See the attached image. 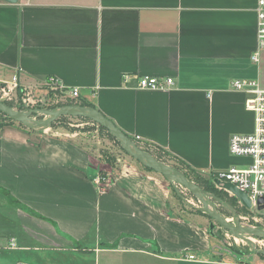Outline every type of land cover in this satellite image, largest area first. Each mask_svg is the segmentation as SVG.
Masks as SVG:
<instances>
[{
    "label": "crops",
    "instance_id": "obj_1",
    "mask_svg": "<svg viewBox=\"0 0 264 264\" xmlns=\"http://www.w3.org/2000/svg\"><path fill=\"white\" fill-rule=\"evenodd\" d=\"M259 2L0 1V82L50 88L55 78L66 93L77 88L73 103L92 104L128 137L215 180L250 163L229 151L233 135L255 128L246 95L231 81L264 89V51L252 59ZM142 77L173 78L175 85L142 90ZM32 131L0 130V252L104 254L105 264L106 255L139 264L211 261L203 258L210 257L204 230L175 218L170 191L154 173L100 169L82 146ZM102 171L106 183L98 180ZM24 257V264H41Z\"/></svg>",
    "mask_w": 264,
    "mask_h": 264
},
{
    "label": "rangeland",
    "instance_id": "obj_2",
    "mask_svg": "<svg viewBox=\"0 0 264 264\" xmlns=\"http://www.w3.org/2000/svg\"><path fill=\"white\" fill-rule=\"evenodd\" d=\"M0 102L5 103L16 111L23 112L35 109L58 110L66 106L78 105L73 103L71 98L59 89L39 85L26 87L19 84L14 87L9 82H0ZM4 118L6 117L0 113V127L8 123ZM34 119L42 120L44 116H35ZM15 123L13 125L19 126L18 122ZM42 131H48L50 135L73 141L87 149L92 153L95 163L100 169L111 168L112 171L118 173L126 166H129L144 172L154 173L156 177L164 181L170 191L169 204L175 218H183L204 230L206 246L209 250L206 254L210 257L206 258L205 256L203 258L211 261L201 264H218L217 262H221L220 264H264V240L252 238L255 244L254 249L251 244L235 238L231 233L224 231L219 226H216L212 236L209 232V226L213 223V220L200 210L202 207L201 203L187 189L166 180L162 175L154 171L148 170L132 158L107 130L96 123L80 117H64L49 128L39 130V132ZM132 140L142 150L148 152L156 159L185 174L190 181L194 182L207 194L210 204L230 223L264 230V212L246 210L230 193L225 190L227 194L218 193V190L215 191V188L212 187V182L209 179L190 172L179 161L172 159L168 153L150 145L138 143L135 139ZM99 176L108 180L104 172L99 173ZM219 188L217 186V189ZM4 255L15 259V264H24L20 252H0V256ZM22 255L25 256L26 261L41 264H105L104 254H100V260L92 259L91 257L83 258L81 257L82 254L74 255V253H67V251L58 254V252L37 250L23 252ZM189 261L200 262L196 259ZM11 263L12 261L9 259V264ZM106 264H139V261H130L121 255H106Z\"/></svg>",
    "mask_w": 264,
    "mask_h": 264
},
{
    "label": "water",
    "instance_id": "obj_3",
    "mask_svg": "<svg viewBox=\"0 0 264 264\" xmlns=\"http://www.w3.org/2000/svg\"><path fill=\"white\" fill-rule=\"evenodd\" d=\"M9 5H15L19 0H0ZM0 112L12 121L24 125L30 130L39 131L49 128L56 121L64 117H80L88 119L107 130L122 148L144 167L162 175L166 180L179 184L187 189L202 205L200 210L206 213L213 223L209 226V232L213 236L216 226L229 232L237 239L243 240L253 246L252 238L264 240V230L257 227L233 225L210 204L207 194L194 182L190 181L185 174L177 169L161 162L148 152L142 150L130 137L123 133L112 121L94 107L70 105L58 110L35 109L28 112L16 111L3 102H0ZM35 116H44V119H34ZM215 184L230 193L248 211L252 210V202L247 193L237 189L231 183H223L215 180ZM258 210L264 211V198L258 201Z\"/></svg>",
    "mask_w": 264,
    "mask_h": 264
},
{
    "label": "built area",
    "instance_id": "obj_4",
    "mask_svg": "<svg viewBox=\"0 0 264 264\" xmlns=\"http://www.w3.org/2000/svg\"><path fill=\"white\" fill-rule=\"evenodd\" d=\"M257 40L258 51L253 56L257 61L259 52L264 51V0H260L257 12ZM129 81V76H124V82ZM17 86L16 78L10 83ZM53 88L59 89L71 99H78L80 91L77 88L66 90L61 86L60 81L55 78L50 79ZM175 85L173 78L142 77L138 81V88L142 90L168 91ZM233 91L246 95L245 108L252 112L255 117V128L251 134L233 135L229 142L230 154L234 157L249 159L250 163L244 168L232 167L219 173L217 180L223 183H231L237 189L247 193L252 202V210H258V201L264 198V89L257 81L235 79L231 81ZM100 182L106 183L107 178L98 176ZM264 212V211H259ZM12 246H14L12 244ZM195 260L194 255L188 257Z\"/></svg>",
    "mask_w": 264,
    "mask_h": 264
},
{
    "label": "trees",
    "instance_id": "obj_5",
    "mask_svg": "<svg viewBox=\"0 0 264 264\" xmlns=\"http://www.w3.org/2000/svg\"><path fill=\"white\" fill-rule=\"evenodd\" d=\"M78 105H81V106H84V107H93V105L92 104H90V103H86V102H81V101H79V103H77ZM1 113V112H0ZM1 114H3V113H1ZM4 115V114H3ZM5 116V115H4ZM6 118H4L6 121H8V123H7V125H4V126H2V127H0V130L1 129H3L4 127H6V126H10V125H13V124H16L14 121H12L11 119H9L7 116H5ZM19 127H21V128H23V129H28V128H26L24 125H22V124H19ZM104 129V128H103ZM31 132H33L32 130H31ZM108 132V131H107ZM111 135V134H110ZM113 137V136H112ZM132 139V138H131ZM115 140V139H114ZM135 141H137L138 143H139V141L137 140V139H135ZM148 169V168H147ZM148 170H151V169H148ZM152 171V170H151ZM216 180V179H215ZM215 180H210L212 183V187L213 188H215V191H217L218 193L220 192V193H225V194H227L223 189H217V185L215 184ZM234 198V197H233ZM235 200H237L236 198H234ZM20 254L22 255V253L20 252ZM18 262V261H17Z\"/></svg>",
    "mask_w": 264,
    "mask_h": 264
}]
</instances>
